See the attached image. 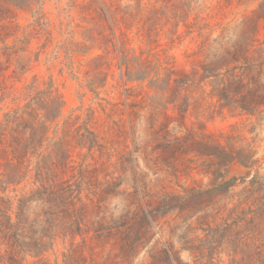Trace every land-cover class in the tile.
<instances>
[{
    "label": "rangeland",
    "instance_id": "obj_1",
    "mask_svg": "<svg viewBox=\"0 0 264 264\" xmlns=\"http://www.w3.org/2000/svg\"><path fill=\"white\" fill-rule=\"evenodd\" d=\"M263 1L113 0L97 17L82 12L84 0L26 7L0 0L10 9L7 18L0 11V28L8 27L0 32V123L25 105L32 86L52 83L64 105L39 151L51 149L65 120L93 131L96 145L71 148L62 179L77 185L93 210L102 183H118L100 203L104 227L137 205L154 216L148 241L128 258L119 256L114 236L99 242L89 232L56 239L43 260L63 264L73 242L91 264H264V114L222 107L205 81L179 82L199 72L205 37L232 36ZM256 38L264 39V17ZM230 149L253 162L216 169L215 157ZM33 175L0 192L12 213L34 188Z\"/></svg>",
    "mask_w": 264,
    "mask_h": 264
},
{
    "label": "trees",
    "instance_id": "obj_2",
    "mask_svg": "<svg viewBox=\"0 0 264 264\" xmlns=\"http://www.w3.org/2000/svg\"><path fill=\"white\" fill-rule=\"evenodd\" d=\"M2 1L26 7L36 0ZM225 1L227 4L232 2ZM112 6L113 0H84L81 9L83 13L90 11L100 17L102 9ZM1 10L5 13L4 18H7L10 9L0 4ZM261 17H264V1L244 18L232 36L222 32L211 41L205 37L200 43L206 51L205 60L199 72L194 70L179 81L181 86L205 81L222 107L262 117L264 39L256 38V23ZM95 19L93 17L90 23L95 24ZM6 29L7 26L1 27L0 32ZM199 34L203 35L201 31ZM63 105V97L52 83L48 82L44 89L32 86L25 105L6 113L4 121L0 123V192L3 193L10 184L21 183L29 172H34V188L17 198L13 213L10 199L0 195V264H23L28 256L36 259L32 264H48L43 256L52 249L56 239L68 237L74 240L76 236L89 232L93 233L91 239L99 242L114 236V245L119 249L121 258L136 254L148 241L149 224L154 216L140 205L120 210L117 217H111L108 221L111 223L109 227H104L97 219V213L103 207L100 203L114 191L112 185L114 187L118 183H102L104 187L93 210L82 201L81 189L62 179L68 169L70 149L87 147L90 150L96 145L93 131L81 126L74 127V122L65 120L61 136L51 142V149L47 153L39 151L44 142L50 139L47 134L51 124L61 115ZM52 133L54 137L57 129ZM222 152V156L214 155L216 159L213 165L216 169L231 161L241 165L253 162L242 149ZM33 157L36 160L30 168ZM232 181H225L214 190L228 187ZM88 216L89 224L86 222ZM81 243H85V239ZM70 245V250L64 254L63 264H91L81 255L82 244L74 245L72 242ZM108 262L116 264L111 259Z\"/></svg>",
    "mask_w": 264,
    "mask_h": 264
}]
</instances>
